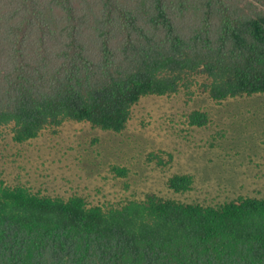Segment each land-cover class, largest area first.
I'll use <instances>...</instances> for the list:
<instances>
[{"label":"trees","instance_id":"obj_1","mask_svg":"<svg viewBox=\"0 0 264 264\" xmlns=\"http://www.w3.org/2000/svg\"><path fill=\"white\" fill-rule=\"evenodd\" d=\"M194 83L217 103L264 93V0H0V139L67 121L120 133L143 97ZM0 264H264V197L104 206L0 179Z\"/></svg>","mask_w":264,"mask_h":264},{"label":"rangeland","instance_id":"obj_2","mask_svg":"<svg viewBox=\"0 0 264 264\" xmlns=\"http://www.w3.org/2000/svg\"><path fill=\"white\" fill-rule=\"evenodd\" d=\"M198 84L171 96L143 97L120 133L67 121L57 134L46 129L18 144L5 128L0 179L104 206L152 195L206 204L241 195L264 197V93L217 103ZM195 110L208 114L207 126L188 125L187 116ZM153 155L161 156L165 165H158ZM115 168L125 170V176ZM174 174L192 175V189H169Z\"/></svg>","mask_w":264,"mask_h":264}]
</instances>
